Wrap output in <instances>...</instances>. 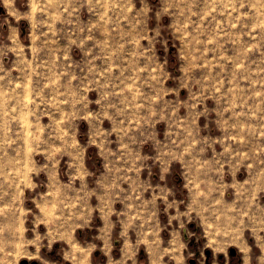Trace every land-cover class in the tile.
Here are the masks:
<instances>
[{"label":"clouds","instance_id":"obj_1","mask_svg":"<svg viewBox=\"0 0 264 264\" xmlns=\"http://www.w3.org/2000/svg\"><path fill=\"white\" fill-rule=\"evenodd\" d=\"M0 264H264V0H0Z\"/></svg>","mask_w":264,"mask_h":264}]
</instances>
